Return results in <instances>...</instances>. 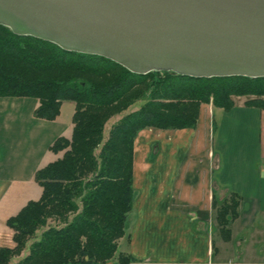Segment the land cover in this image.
Instances as JSON below:
<instances>
[{
    "label": "trees",
    "instance_id": "obj_1",
    "mask_svg": "<svg viewBox=\"0 0 264 264\" xmlns=\"http://www.w3.org/2000/svg\"><path fill=\"white\" fill-rule=\"evenodd\" d=\"M0 96L37 98L34 115L47 120L59 115L64 101L75 104L71 138L58 137L50 147L63 151L61 157L35 173L40 198L7 220L14 246H0V264H98L115 256L117 264H132L130 254H116L133 207L138 133L193 128L203 103L227 110L242 96L246 104L264 108V77L138 74L0 24ZM239 199L236 193L220 203L213 199L225 239Z\"/></svg>",
    "mask_w": 264,
    "mask_h": 264
},
{
    "label": "crops",
    "instance_id": "obj_2",
    "mask_svg": "<svg viewBox=\"0 0 264 264\" xmlns=\"http://www.w3.org/2000/svg\"><path fill=\"white\" fill-rule=\"evenodd\" d=\"M38 106L34 97L0 96V246H14L7 220L41 196L36 171L61 157L51 145L72 136V101L54 120L37 118ZM133 187L116 255L130 254L132 264H264V108L236 97L227 110L203 103L193 128L142 129ZM231 193L240 199L225 239L213 199Z\"/></svg>",
    "mask_w": 264,
    "mask_h": 264
},
{
    "label": "water",
    "instance_id": "obj_3",
    "mask_svg": "<svg viewBox=\"0 0 264 264\" xmlns=\"http://www.w3.org/2000/svg\"><path fill=\"white\" fill-rule=\"evenodd\" d=\"M0 24L138 74L264 77V0H0Z\"/></svg>",
    "mask_w": 264,
    "mask_h": 264
},
{
    "label": "rangeland",
    "instance_id": "obj_4",
    "mask_svg": "<svg viewBox=\"0 0 264 264\" xmlns=\"http://www.w3.org/2000/svg\"><path fill=\"white\" fill-rule=\"evenodd\" d=\"M241 98H243V100H244V102H245L246 98H245V97H242V96H241ZM208 104H210V103H208ZM118 118H119V116H115V117L111 118V119L107 122V124H106V129H108L114 121L118 120ZM61 152L63 153V151H61ZM39 186H40V185H39ZM37 195H39V194H37ZM35 197H36V196H35ZM37 197H38V196H37ZM37 197H36V198H37ZM215 217H216V213H215ZM216 222H217V220H216ZM50 224H51V225H55V224H56V221H50ZM34 239H36V238H33V239H31V240L29 241L28 247L23 251L22 254H26V253L29 251V245H30V243H31ZM217 242H218V240H217ZM236 253H237L236 250H234V251H233L232 259H237Z\"/></svg>",
    "mask_w": 264,
    "mask_h": 264
}]
</instances>
